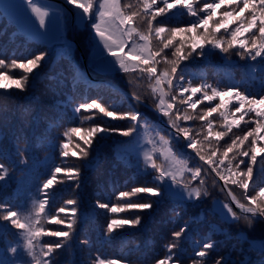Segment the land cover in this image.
Segmentation results:
<instances>
[{"label": "rangeland", "instance_id": "374dc122", "mask_svg": "<svg viewBox=\"0 0 264 264\" xmlns=\"http://www.w3.org/2000/svg\"><path fill=\"white\" fill-rule=\"evenodd\" d=\"M64 1L66 2V0ZM124 1L125 3H129V1L121 0V4H124ZM3 2L7 5H11L9 7H2L4 16L9 21H12L13 24L17 25L16 28L24 33L26 36H24V38L29 42L27 43L23 39L18 41V45L20 44L19 42H21V45L25 44L28 46L20 49L22 50L21 52H18V50H8V58L5 60H24L26 58H32L33 55H39L41 52L47 55L45 59L40 62V67L33 70V73L29 77L30 86L26 90L20 91L15 88H10L5 91L0 89V95L4 96L8 101L13 99L11 100L12 102L23 94L32 95V97H36L40 101L47 99L52 110L46 115H43V117L47 116L46 120L39 121L41 124L45 125V131L47 133H45L47 137L44 141V147L47 145L49 138L53 140V146L51 148H49V145L46 146L48 151L52 152V159L45 163L43 162L44 166L42 168L39 169L37 165L35 166L34 161L30 164L28 169H23L21 172V167L17 166L19 164L16 162V159L21 155L13 156L11 153L13 156L11 157L9 153H7L6 156L5 152L10 146L13 147V150L15 148L17 152L21 151L23 149L22 147H28L29 152L32 150L31 127L36 123L37 109L35 108L33 110L32 116L27 120L26 124L21 123V128L24 130L22 134L14 131L15 127L11 122L6 123V127L0 131V135L4 137L1 146L2 149L0 150V153L3 154L0 155V162L8 166L10 178L6 177L4 180L0 181V190L6 189L8 191L6 193H9L12 197H9L7 194H5V196L1 195L2 193L0 192V204L5 205L13 211H18L21 213V216H24L32 213L35 201L47 199L48 204L45 205V208L51 210H45L44 213L41 214L45 217L42 223L46 230L50 229L53 231L68 230L67 224L70 223L72 219L70 210L75 207V219L77 221L74 226L75 231L72 234V238L65 243L64 248L57 250L54 254L52 257L53 264H95L97 258L104 259L105 261L116 260L118 264H156L158 259L166 257L167 250L165 246L174 242L172 233L180 231L185 225H187L185 232L178 241H175L178 244V248L173 250L174 253L180 256L179 264H193V260L199 259V257L196 256V252L201 250L203 243L211 239H213L211 241L214 243V248L210 250V255L205 258L207 264H216V261H220V264H223L225 260L231 261L234 264H248L250 261L254 262V256L250 255V253H252L251 246L246 247L245 243L261 246V242L251 240L247 237L246 233L237 230L239 229L237 227V220L231 217V214L228 213L227 208H224L223 205L228 204L232 207L233 211L235 210L227 192L213 174L211 175H213L214 178L210 174L206 175L203 187L206 189L207 194L202 195L200 199L194 197L189 198L186 191L180 186L173 184L172 192L177 193L179 191L178 187H180L184 197L179 198L175 193L166 192L165 188L162 186L158 190L165 194L159 197L152 196L151 194H138L131 198L134 202L151 201L152 207L150 209H129L125 212L114 214L107 209L97 207V202L108 203L110 206L124 203L123 200L117 199L121 191H130L133 187L154 186V177L156 173L153 169L148 167L144 161L145 152L152 147L149 141L159 142L160 137L171 139L174 145L173 150L179 152L182 159H187L189 167L197 163L182 151L183 140H180L181 143H179V141L172 139V134L175 130L173 129L172 134L168 133L167 128L171 130L172 128L168 124L167 119L161 115L166 125L164 123L160 125L158 119H156V117H154V119L151 113H149L150 111L145 109L142 105H139L134 99L133 92L143 97V94H139V92L148 88V82H145V78L142 76V78H139V74L131 73L132 75L127 74L125 77L120 76L121 82L126 85L127 88H124L121 83L119 84L110 78H106L104 82L109 87H115L114 89H117V91L113 89L111 94H108L109 96H107V92H105L99 98L89 97L81 100L76 99L75 96L71 94L70 88H67V85L59 86L53 84L52 81L54 79L49 81L51 84L45 83L47 84L45 85L42 79L46 81L44 79L46 75L51 74L53 70V74L55 75V70L58 71V68L54 66H57L56 63H59V60L63 57L62 45L65 44L61 43L68 42V35L71 33V14L65 11L64 8L60 10L58 5L50 1L34 0L37 6L46 8L50 12L48 27L44 29L39 27L38 18L31 12V5H27L26 0H0V4ZM130 3L135 5L137 0H132ZM68 5L75 13L73 45L76 44L80 47L85 61L88 63L90 56L86 57L85 51L80 41L77 39L78 35L83 34V39L86 36L87 38H85V40L87 42L82 43L87 44L90 50L93 49V45L95 46L94 53L96 54L93 56V60L90 58V64L93 63L98 66L99 69L101 68L108 74L114 75L115 71H112L105 64V58L109 60L113 58L103 50V45L99 44V38L95 35V31L91 27L93 21L91 22L86 18L81 19L78 15L80 10L76 9L73 5ZM174 11H180L182 13L183 20L181 24H179L176 19L169 18L170 14ZM223 11V8L217 10L216 19H219V14ZM160 18L168 21L166 25L168 28L187 27L189 26L187 19L190 18V15H188L185 10L177 8V10L172 9L169 11L167 16L158 17L155 23L162 22ZM192 18L194 21L197 19L196 17ZM9 21L6 19L0 20L1 27L9 24ZM228 26L230 29L235 27L231 19L228 21ZM12 29L15 31L14 27H12ZM143 29L144 26L142 25L141 30ZM80 30H83L85 33L82 32L77 35L76 32ZM222 31L223 29H221V32ZM11 32L10 30L8 34ZM182 37L187 39L186 34H181V36H177V41ZM140 43H143V41H140ZM153 43L155 44V41ZM98 44L99 48L97 47ZM68 45H70L69 42L67 43V46ZM127 51L128 49L126 48L125 52ZM212 51L213 52H208L206 46V53H208L211 58L230 64L229 68L234 67L235 64H243L249 61V59H242L240 56L232 53L231 56L225 55L218 49ZM79 57L81 58L80 53ZM199 57L200 56L193 54V58L183 61L180 66L187 63L194 65L192 64L194 61L202 62L203 60H210L205 58V56L200 57V59ZM65 64L66 62H61V64L58 65L61 73L64 72L63 65ZM162 68L163 67H158V71ZM73 71L75 72L76 70ZM177 71L180 73L179 68ZM19 72L20 70L18 69L9 70V75ZM77 74H80L79 70ZM225 74L227 75L225 79L227 81H232L231 85H234L236 81L234 76L228 74L227 70L224 72V75ZM65 76H67V74H65ZM86 80L90 81L92 85H94V81H102L92 80V78H86ZM130 80L134 81V83L130 84ZM3 83L10 84L11 81L4 80ZM191 84L193 86H198L199 82ZM147 93L150 94V90H148ZM92 101H96L108 111H113L117 115L114 117H106L103 113H100L99 110L87 111L82 109L79 113L75 111L80 104L90 103ZM141 101L148 103L142 98ZM193 101H195V99H193ZM58 102L69 112V116L60 115L58 111L53 108V105ZM42 103L44 104V102ZM150 105L153 106V103ZM202 105L205 104L201 103L197 105L195 110L196 113H194L195 115L201 114ZM56 106L59 107V105ZM0 107H2V105H0ZM129 112H140L142 114L141 121L137 123L128 118H120L121 114ZM189 112L192 113V110L189 109ZM90 115L92 119H85V117ZM217 117L218 116H215V113H213L211 119ZM23 119L24 114H22L20 118L21 122ZM203 123L202 121L199 122L198 124L201 126L197 129L202 128ZM97 126L106 131L98 132L94 137H89L88 133L93 127ZM74 127L81 129L80 135L77 136L73 134L69 141L68 138L63 136V133ZM133 127L135 131H133L131 135L125 136L123 134L124 131ZM162 129H164L165 132ZM19 136H21L22 139V147L17 146L20 143L17 141ZM81 137L91 139V144L85 145ZM139 138L141 139L140 141ZM61 142L69 144L67 149L69 152L68 157L61 155ZM77 145H79V147H77ZM157 147L163 148L164 146L162 143H157ZM80 149L87 151L88 156L85 157L82 153L75 157L71 156V153L74 151L80 153ZM45 154L46 153H43V155ZM263 155L264 153L258 151L257 159H260ZM26 158L29 160L31 156H26ZM157 163H164L166 167L170 166V162H165L160 157L159 152H157ZM227 163L228 161L225 160L221 169H223ZM57 166L62 169H78L79 175L75 179H68L65 173L62 172L58 174V181L60 182L54 184L52 189L49 190L48 196H45L42 187L37 188L36 193L17 189V184L29 182L36 177L39 178V182L42 183L43 186L45 180L50 177L52 170ZM257 170L258 169H255L254 166L253 177L258 174ZM201 175L205 176L203 168ZM187 176L188 174L185 173L186 178ZM211 178L215 179L221 188L215 181H212ZM166 183L167 181L164 182V184ZM198 184L199 180L192 182L194 187ZM58 187L64 189L65 195H61L54 199ZM228 188L230 189L229 186ZM237 188L241 189L238 186ZM241 190L244 193V190ZM232 194L234 195L233 191ZM9 199L13 201V204L8 201ZM68 200H75L76 204L68 205L66 204ZM61 207H64L67 211L65 213H59L57 218L63 219L65 223L63 225H57L50 222L48 218L53 215L56 216ZM3 214L4 209H0V216ZM136 215L141 217V223L139 225H126L123 229H118L111 234L107 232V224L111 219L132 218ZM0 226H2L1 229H3V232L0 234L2 241L0 264H21V261L26 262V264H34L32 258L28 256L25 251L21 250L23 239L19 234V230L10 226L8 221L0 220ZM234 238L237 240L239 238H244L241 246L238 245V242L235 241ZM55 239L54 237L48 236L39 238L40 244ZM227 240L229 241L227 242ZM85 241H87V243H85ZM12 247H17V253L11 251ZM37 252H39V245L37 247ZM170 264H175V261L170 262Z\"/></svg>", "mask_w": 264, "mask_h": 264}, {"label": "snow or ice", "instance_id": "6c2138e0", "mask_svg": "<svg viewBox=\"0 0 264 264\" xmlns=\"http://www.w3.org/2000/svg\"><path fill=\"white\" fill-rule=\"evenodd\" d=\"M66 3L80 10L78 15L81 19L86 18L93 21L91 27L99 38V44H102L103 50L113 58L111 60L105 58V64L112 71L126 74L137 73L146 78L155 111L163 117H167L168 124L175 130L172 139L184 140L186 142L184 147L192 149L199 161L210 166V171L214 172L219 180L224 181L225 187L231 183L244 190L246 203L237 199L231 189H229V195L243 213V219L247 222L248 227L251 228L257 221L264 222V185L254 184L252 188L254 194H248L249 182L253 180L254 166L259 165V170L264 172V156L259 161L257 159L258 151L264 153V147H258V141L264 140V136L259 135L264 130V92L257 98L256 95L242 92L237 87L220 90L211 84L193 86L190 81H185L182 73L177 71L183 61L193 58V54L200 57L205 56L206 46L208 52L218 49L221 53H232L251 61H257L259 58L260 64L264 66V0H137L135 5L121 4V0H66ZM26 4L31 5V12L38 18L39 27L47 29L50 12L46 8L37 6L34 0H26ZM9 6L11 5H7L5 2L0 4V8ZM177 8L196 17V21L187 27L174 28H168L163 22L155 23L158 17L167 16L169 11ZM221 8L224 11L219 14V19H216L217 10ZM229 19L235 25L231 29L228 26ZM142 25L144 26L143 30H141ZM221 29H223L222 32ZM181 34H186L187 39L182 37L177 41V36H181ZM126 48L127 52H125ZM166 49H171L170 53H166ZM46 55L41 52L39 55H33L32 58L11 59L10 61L0 58V89L5 91L10 88L26 90L30 86V75L34 69L40 67V62L45 59ZM158 57L159 59H157ZM161 61L166 66L158 71L157 65ZM15 69L20 72L9 75V70ZM4 80H9L11 83H3ZM129 83L132 84L134 81L130 80ZM177 85H179L178 89ZM185 93H190V95L185 97ZM198 93L201 94L200 99L193 101L192 98ZM133 97L137 102H141L140 95L133 92ZM224 97H228V100L225 101ZM217 98H219L218 104L202 109L200 115L194 114L198 104L204 101L211 104ZM226 105L232 106L228 112L222 110L226 108ZM82 109L99 110L106 117L117 115L96 101L80 104L75 111L79 113ZM189 109L192 110V113L189 112ZM213 113H218L222 118L224 130L213 131L214 121L209 119ZM237 113H240L238 118L236 117ZM245 117H249V119L245 121ZM120 118H128L139 123L142 114L140 112L123 113ZM85 119H92V116L85 117ZM195 120L204 122L202 128L193 130L184 126L186 122ZM242 121L245 124L254 123L255 127L250 128L243 136L231 138L230 143H226L223 147L221 156L217 157L218 142L228 136L233 128H240ZM80 131V128H70L63 133V136L70 141L72 135L79 136ZM103 131L106 130L100 129L98 126L93 127L88 136L94 137L98 132ZM133 131H135L134 127L124 131L123 134L131 135ZM213 137L214 139H212ZM250 137L251 140H249ZM81 139L85 145L91 144V139L84 137ZM246 142L248 143L247 148H245ZM149 143L152 144V147L145 152L144 161L156 173L154 186L133 187L130 191H121L117 199L123 200L124 203L110 206L108 203L97 202V207L107 209L114 214L129 209H150L151 201L134 202L131 198L138 194H151L159 197L165 193L158 189L163 186L166 192H172L173 184L186 191L189 198L200 199L202 195L207 194L203 185L206 175L210 174L209 169L205 168V176H202L204 165L197 163L189 167L187 159H182L181 154L173 150L174 145L171 139L160 137L159 142L149 141ZM157 143H162L164 147L158 148ZM68 147V143L61 142L62 156H69ZM209 149L211 150L209 151ZM157 152L165 162H170V166L166 167L164 163H157ZM81 153L85 157L88 156V152L84 149H80V153L72 152L71 156L75 157ZM229 153H233L231 158H229ZM0 155L3 154L0 153ZM213 157H217V159L214 160ZM244 158H247V162ZM225 160L228 163L221 169ZM233 161H235L236 171L233 170ZM241 165L244 166L243 169H241ZM62 172L67 175L68 179H75L79 175L78 169L55 167L50 177L43 183L42 188L45 196L49 195V190L54 184L60 182L58 174ZM185 173L188 174L187 178ZM8 175V166L0 162V181ZM196 180H199V184L194 187L192 182ZM165 181H167L166 184H164ZM47 204V199L35 201L33 212L24 216H21L20 212L0 204V209H4L0 220L8 221L10 226L19 230L23 239L21 250L32 258L34 264H53L52 257L72 238L77 222L75 219L76 209L73 207L70 210L72 219L67 224L68 230H46L42 223L45 217L41 214L44 213ZM66 204L75 205L76 201L68 200ZM223 207L227 208L234 220L241 218V214L233 211L228 204ZM66 211L64 207H61L56 216L48 218L49 221L63 225L65 221L58 219L57 216ZM140 223L139 215L125 219L113 218L107 224V232L111 234L118 229H123L126 225L135 226ZM186 228L187 225L183 226L180 231L172 233L174 242L165 246L167 255L165 258L158 259L156 264H170L173 261L175 264H179L180 256L173 250L178 248L175 241L181 238ZM44 236L56 239L40 244L39 238ZM38 245L39 252H37ZM213 248L214 243L211 240L203 243L201 250L196 252L199 259L193 260V264H207L205 258L210 255V250ZM11 251L17 253L18 249L12 247ZM260 251L264 256V241L261 242ZM21 264H26V262L21 261ZM95 264H118V262L97 258ZM216 264H220V261H216Z\"/></svg>", "mask_w": 264, "mask_h": 264}, {"label": "trees", "instance_id": "16d2710c", "mask_svg": "<svg viewBox=\"0 0 264 264\" xmlns=\"http://www.w3.org/2000/svg\"><path fill=\"white\" fill-rule=\"evenodd\" d=\"M126 1H129V3H130L132 0H126ZM123 3H125V1ZM61 9H63V8H60V10ZM175 10H177V9H175ZM3 11L4 10L2 8H0V20L6 19L7 21H9L4 16ZM65 11H67V10H65ZM182 16L183 15L180 11H174L170 14L169 18L176 19L177 22L179 24H181V22L183 20ZM192 17L193 16H190L191 19L190 18L187 19V22L189 25L191 23L195 22ZM160 19L159 20L162 21L165 25L168 24L167 23L168 21H165L163 18H160ZM9 22L10 23L6 24L4 27H1V25H0V58H3V59L8 58V54H7L8 50H12V51L18 50V52H21L22 50H20V49L28 46V45L26 46L25 44L21 45V42H19L20 43L19 45L17 44V42L20 41L21 39H23L25 42H27L28 40H26L24 38V36H25L24 33L16 28V26H17L16 24H13L12 21H9ZM12 27L15 28V31H13L14 29H12ZM10 30L12 32L10 34H8V32ZM82 32H84V31L80 30L79 32H76V34L78 35V34H81ZM83 37H84L83 34H81V35H78L77 39L80 41V43H81V45L85 51L86 57L90 56V58L93 60L94 59L93 56H95V54H96V53H94L95 46L93 45V49L90 50L89 46L87 44L82 43V42H87L85 40V38H87V37L85 36L84 39H83ZM68 42L70 43V45H68L69 47L67 46ZM68 42L61 43V44H65V45H62L63 46L62 47L63 48V51H62L63 57H62V59L59 60V63H56L57 66H54L55 68H58V71L55 70L56 73L54 75L53 74L54 70H53L51 74H48L44 77V79L46 81H43V79H42V82H44V84L45 83L51 84V82H49V81L51 79H54L52 81V83L55 85H59V86L67 85V88H70L71 94L73 96H75L76 99H79V100H81L83 98H89V97L90 98H92V97H98L99 98L105 92H107V96H109L108 94H111V91L115 87H113V86L109 87L104 81H94V85H92L90 81L86 80V78H88V76H86V74H85V70H84L85 65L82 62L81 58L79 57V53H78L76 45H73V40H72L70 34L68 35ZM27 43H29V42H27ZM170 51H171V49L165 50L166 53H170ZM211 52H213V51H211ZM225 55L231 56V53L225 54ZM206 56H209L208 53H206L205 58L210 59V60H205V61L203 60L202 62L194 61V63L192 62V64H194V65L187 63L185 65L179 66L180 73H182L184 75L186 82L190 81L191 83H195V84L197 82H199V85L200 84H211L213 87H216L220 90H224L225 88H229V87H237L242 92L250 93L252 95H256L257 98H259V95L262 92H264V66H262L260 64L259 58L257 59V61H251L249 59V61H247V63H243V64L238 63V64H235L234 67L229 68L230 64H227L226 62L214 60L210 56H209L210 58L206 57ZM90 58L88 60V64L90 66L89 65L88 66H89L91 73L96 78H100V77L110 78L119 84L121 83V85L124 86V88H127L126 85H124L120 79V76L121 77L127 76L126 73H123L120 71H115L114 75H110L107 72L103 71V69H101V68L99 69L98 66L94 65L93 63L90 64L91 63ZM169 58H171V57H169ZM157 59H159V57ZM199 59H200V57H199ZM61 62H66V64L63 65V68H64L63 73H61L59 71V67H58V65L61 64ZM186 65H188V66L185 67ZM165 66L166 65L163 63V61H161V63L159 65H157V68L158 67H165ZM73 70H76V71L74 72ZM78 70L80 71V74H77ZM226 70L228 71V74H232L234 76V78L236 80L234 85H231L232 81H227L225 79L227 75L226 74L224 75V72ZM65 74H67V76H65ZM129 75H132V74H129ZM139 78H142V77L139 75ZM144 81L148 82L146 80V78ZM47 84H45V85H47ZM176 87H177V89L179 88L178 85ZM252 88H254V89H252ZM114 90L117 91V89H114ZM148 90H149L148 88L144 89V90L140 91L139 94H143V97L141 96V98L146 100L148 103L150 102L149 104H151L153 102H152L151 95L147 93ZM188 95H190V93L184 94L185 97H187ZM200 96H201V94L198 93L195 97H193V99L198 100V99H200ZM11 100H13V99H11ZM11 100L8 101L6 98H4V96L0 95V105H2V107H0V131L6 127L7 122L8 123L11 122V124L15 127L14 131L22 134L24 130L21 128V123L26 124L27 120L29 118H31L32 112L35 108L37 109L36 123L33 124V126L31 127V130H32V136H31L32 148L31 149L32 150L29 152L28 147L24 148L21 146L22 139H21V136H19L17 141L20 143L17 146H20L23 149L21 148L22 150L17 152V151H15V148L13 150V147L10 146L6 149L5 154H6V156H7V153H9L10 155L12 153L13 156L14 155H16V156L21 155L19 158L16 159V162L19 164L17 166L21 167V172L23 171V169H28L30 167V164H32L34 161H35V166L37 165L40 169L44 166L43 162L45 163L46 161L52 159V155H51L52 152L48 151L46 146L49 145V148H51L53 146V140L51 138H49L47 145L44 147V145H45L44 141H45V138L47 137V135H46L47 133L45 131L46 130L45 125L41 124L39 121V120L44 121L47 119V116L43 117V115H46L49 111L52 110V108L50 107V103L47 99H43L40 101L36 97H32V95H27V94H23L21 97H17L14 102H12ZM224 100L227 101L228 97H224ZM42 102H44V104ZM138 103H139V105H142L145 109L149 110L150 111L149 113H151L153 118L156 117V119H158V114L153 109L148 108L147 106L143 105L140 102H138ZM203 103L205 105L201 106L202 109H205L206 107H210V106H215L216 104L219 103V98H217V100H215V101H212L211 104H209V102H207V101H204ZM56 105H59V107ZM53 106H54L53 108L55 110H57L60 115L69 116V112L66 109H64V106H61L59 104V102L55 103V105H53ZM231 107L232 106L226 105V108L222 109V110L228 112V111H230ZM22 114H24V119L21 122L20 118H21ZM216 115L218 117L215 119H211V117H209V119L214 121V124H213V131L214 132L224 130L222 128V124H223L222 118H220L217 113H215V116ZM239 115H240V113H237L236 117L238 118ZM164 118L167 119V117H164ZM248 119H249V117H245V121H247ZM158 122H159V120H158ZM199 122H201V121H199V120L189 121V122H186L184 126L192 128L193 130H195L201 126L198 124ZM160 125H162V124L160 123ZM252 127H255L254 123L245 124V122L242 121L240 128H233L232 132L229 133L228 136H226L223 140L218 142L217 146L219 147V151L217 152V157L221 156V153L223 151V147L225 146L226 143H230L231 138H234L235 136H243L244 133ZM18 129H20V130H18ZM162 130H164V129H162ZM167 131H168V133L172 134L173 129L171 130V129L167 128ZM164 132H165V130H164ZM259 135L264 136V130H262L259 133ZM212 139H214V137ZM251 139L252 138L250 137L249 140H251ZM140 140L141 139L139 138V141ZM3 141H4V137L0 135V150L2 149L1 146H2ZM143 143L145 144L144 140H143ZM179 143H181V141H179ZM237 143H239V141H237ZM247 146H248V143L246 142L245 148H247ZM258 147H264V140L258 141ZM210 150L211 149H209V151ZM43 153H46V154L43 155ZM12 155H11V157H13ZM185 155L190 156L196 163L204 165L201 161H199V159L195 158L194 156L187 154V153H185ZM232 155H233V153H229V158H231ZM6 156H5V158H6ZM26 156H29V157L31 156V158L28 160L26 158ZM217 157H213V159L216 160ZM244 159L247 160V158H244ZM260 159H258V161ZM10 163H11V161H10ZM213 167H214V165H213ZM243 167L244 166L241 165V169H243ZM205 168H207V167L204 165L203 169H205ZM255 169H258L257 170L258 174L255 177H253L252 181L249 182V189H250L248 192L249 195L254 194V192L252 191L254 184L257 186L264 185V172H261L259 170V165H258V167L255 166ZM233 170L236 171L235 161H233ZM209 173H210V175L212 174L210 170H209ZM211 176L214 178L213 175H211ZM7 177L10 178V173ZM213 178H211V180L216 182V180ZM218 186L221 188V186L219 184H218ZM228 186L233 191V193L237 197V199H239L243 203L247 202L244 199L245 194L243 193V191L241 189H238L236 185H232L231 183H229ZM39 187H42V183L39 182V178H37V177L33 178L29 182L17 184L18 190H20V191L25 190L26 192L29 191L32 193H36L37 188H39ZM178 189H179V191L177 193H175V192H172V193L173 194L175 193L176 196L179 198L184 197L183 191L180 189V187H178ZM0 192L2 193L1 195H4V196H5V194L9 195V193H6V192H8L6 189H1ZM61 195H65L64 189L58 187V191L56 192L54 199L60 197ZM9 197H12V196L9 195ZM8 201L11 204H13L12 200L9 199ZM45 210L50 211L51 209L48 210V208H45ZM235 211L238 214H241V218L239 220H237V227L239 228L237 230L243 231L244 233H246L247 237L251 240L260 241V242L264 241V222L257 221L254 223V225L251 228H249L247 225V222L243 219V213H241L237 210H235ZM1 228H2V226H0V234L3 232L2 231L3 229H1ZM234 239H235V241L238 242L239 246H241V243L244 240V238H239L238 240L236 238H234ZM211 240H213V239H211ZM228 241L229 240H227V242ZM1 246H2V241L0 238V252L2 250ZM245 246L246 247L251 246V252L252 253H250V255H253L254 260H255L254 262L250 261V263H248V264H264V256L261 255V251H260L261 246H254V245L249 244L247 242L245 243ZM223 264H234V263L231 261L225 260Z\"/></svg>", "mask_w": 264, "mask_h": 264}, {"label": "water", "instance_id": "95a60500", "mask_svg": "<svg viewBox=\"0 0 264 264\" xmlns=\"http://www.w3.org/2000/svg\"><path fill=\"white\" fill-rule=\"evenodd\" d=\"M54 1H57V2H59V3H62L64 6H66L68 9H69V11L71 12V14H72V21H71V35H72V38L74 39V29H75V13H74V11L70 8V7H68L67 6V4L65 3V2H63V1H61V0H54ZM77 47H78V50H79V53L81 54V57H82V59L85 61V58H84V55H83V53H82V51H81V49H80V47L77 45ZM84 65H86V68H87V64H85V62H84ZM88 69V68H87ZM127 95H129V94H127ZM141 103H143V104H145L146 106H148L149 108H151V109H153L154 111H155V109L152 107V106H150L149 104H147V103H145V102H143V101H141ZM159 115V120L161 121V122H163L162 121V118H161V115L160 114H158ZM185 141H184V144H183V151L184 152H189L190 154H192V155H194L195 156V153L193 152V151H189L187 148H185L184 147V145H185ZM198 158V157H197ZM203 162V161H202ZM204 163V162H203ZM206 165V164H205ZM209 169H210V166H208V165H206ZM213 173V175L215 176V173L214 172H212ZM216 177V176H215ZM216 179L221 183V185L223 186V188H224V190L227 192V194H228V196H229V199H230V201H231V204L233 205V207L236 209V210H239V211H241L240 209H239V207H237V205H236V202L235 201H233L232 200V197H231V195H229V188L226 186H224V181H221V180H219V178L218 177H216Z\"/></svg>", "mask_w": 264, "mask_h": 264}]
</instances>
